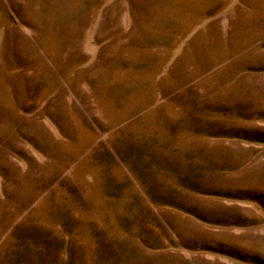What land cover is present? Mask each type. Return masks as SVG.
<instances>
[{"label": "rangeland", "instance_id": "374dc122", "mask_svg": "<svg viewBox=\"0 0 264 264\" xmlns=\"http://www.w3.org/2000/svg\"><path fill=\"white\" fill-rule=\"evenodd\" d=\"M0 264H264V0H0Z\"/></svg>", "mask_w": 264, "mask_h": 264}]
</instances>
